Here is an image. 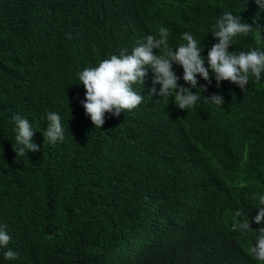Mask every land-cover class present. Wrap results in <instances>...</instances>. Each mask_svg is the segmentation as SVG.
Returning a JSON list of instances; mask_svg holds the SVG:
<instances>
[{"label":"trees","instance_id":"16d2710c","mask_svg":"<svg viewBox=\"0 0 264 264\" xmlns=\"http://www.w3.org/2000/svg\"><path fill=\"white\" fill-rule=\"evenodd\" d=\"M226 11L256 23L229 51L264 50L256 0H0V224L12 237L0 264H264L249 253L264 195V73L246 90L198 74L203 90L173 63L200 97L180 109L149 68L152 79L133 86L143 102L97 128L78 79L160 27L173 49L193 34L207 66ZM213 94L224 103L205 99ZM49 112L65 134L55 145L43 135ZM16 115L39 151L17 157ZM237 210L251 230L233 231ZM9 249L18 259H4Z\"/></svg>","mask_w":264,"mask_h":264},{"label":"clouds","instance_id":"9594fccd","mask_svg":"<svg viewBox=\"0 0 264 264\" xmlns=\"http://www.w3.org/2000/svg\"><path fill=\"white\" fill-rule=\"evenodd\" d=\"M261 9H264V0H256ZM244 22L241 15H234L226 11L214 25L213 35L218 42L213 44L207 53V66L203 48L193 34L185 32L182 39L186 43L180 44L176 49L169 47V30L160 27L158 35L149 34L129 54L124 48L119 54H112L98 63V66L84 68L78 73V79L86 89L85 99L82 101L85 112L97 127L105 123L106 113L119 116L122 111H131L143 102V95L134 89L137 83L144 84L152 78L146 77L148 69L154 73V84H160L159 94L162 97H174L176 105L180 109H189L196 105L200 99L191 88L178 84L181 79L173 70V63L182 66L183 80L192 88H203L198 86V74L204 80L211 83V76L215 77L217 87L221 81H231L241 89L246 90L250 77L256 81L261 79L264 73V50L252 48L248 51H229L230 45L234 44V38L238 35L247 36L253 31V25ZM158 49L159 53L154 52ZM211 69V75L210 71ZM156 88L151 93H156ZM150 93V95H151ZM212 103L222 105L224 97L213 94L205 98ZM16 121L17 134L13 149L18 156L25 153L40 150L38 144L33 140L36 129L27 118L19 115L14 117ZM48 125L43 132L45 141L55 145L57 141L65 139L61 116L55 112L47 114ZM259 209L254 217L255 222L261 227L256 229L255 244L249 248V253L254 259L264 262V195L258 196ZM236 217H243L233 224V231H249L252 229L251 221L244 215L242 210H237ZM12 237L7 232V225L0 224V247H7ZM4 259H18L19 254L11 249L3 252Z\"/></svg>","mask_w":264,"mask_h":264}]
</instances>
